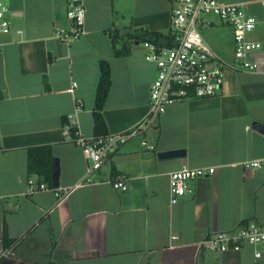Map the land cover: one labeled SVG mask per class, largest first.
Segmentation results:
<instances>
[{
  "label": "crops",
  "instance_id": "obj_1",
  "mask_svg": "<svg viewBox=\"0 0 264 264\" xmlns=\"http://www.w3.org/2000/svg\"><path fill=\"white\" fill-rule=\"evenodd\" d=\"M4 1L10 13L9 31L0 32V264H264L254 257L259 245L224 252L202 246L239 223L264 227V169L243 166L264 158V135L251 128L264 122V0H219L242 3L256 17L251 37L261 42L259 70L237 69L233 54L228 63L208 43L227 64L220 92L177 101L153 118L155 65L138 42L128 55L114 56L105 31L165 32L170 0H83L84 32L68 41L57 34L70 25L67 0ZM215 25L226 29L233 48L230 28ZM100 60L111 77L102 110L106 133L147 122L86 179L89 159L65 138L63 118L70 116L84 138L94 136ZM41 144L57 160L58 186L27 194L28 180L38 181L27 172L26 147ZM173 149L185 154L157 157ZM207 166L215 172L189 180V191L170 204L169 174ZM118 179L126 190L113 188ZM3 219L13 241L7 249Z\"/></svg>",
  "mask_w": 264,
  "mask_h": 264
},
{
  "label": "built area",
  "instance_id": "obj_2",
  "mask_svg": "<svg viewBox=\"0 0 264 264\" xmlns=\"http://www.w3.org/2000/svg\"><path fill=\"white\" fill-rule=\"evenodd\" d=\"M169 30L173 43L170 46L157 47L151 42H142L146 49L144 59L156 67L155 76L149 88L148 116L153 118L164 113L167 107L177 101L191 98H204L217 94L223 83V70L227 66L205 40L202 29L214 25L212 16L218 23L227 25L233 41V64L237 69L256 72L260 63L255 53L260 50L261 42L251 37L257 19L250 14L242 3H223L219 0H170ZM8 5L0 0V32L9 31L7 15ZM66 17L70 22L66 30H57L62 40L78 39L83 34L85 7L83 0L66 1ZM20 32V31H18ZM70 117V116H69ZM68 117V119H69ZM71 118V117H70ZM141 122L134 128L107 133L91 139L79 135L76 128L74 137L70 133L69 122L63 123V132L68 141H73L89 159L86 179L99 170L102 164L113 156L131 137L137 135L144 126ZM142 144L149 149L153 146ZM247 168H263L264 158L243 162ZM215 172L214 166L189 168L183 167L169 174V203L180 202L189 191L188 181ZM113 188L126 190L124 179L111 182ZM50 189L45 183L28 180L26 192L32 194L38 190ZM176 238V236H172ZM246 244L259 245L254 249V257H264V227L255 222L239 223L229 231L216 232L202 242L210 251L224 252L239 250Z\"/></svg>",
  "mask_w": 264,
  "mask_h": 264
},
{
  "label": "trees",
  "instance_id": "obj_3",
  "mask_svg": "<svg viewBox=\"0 0 264 264\" xmlns=\"http://www.w3.org/2000/svg\"><path fill=\"white\" fill-rule=\"evenodd\" d=\"M111 44V49L114 56H126L130 52V48L134 42L142 43L145 41L151 42L157 47L170 46L173 43L171 31H157L148 30L147 28H125L119 30L117 28L107 29ZM99 76L95 89L94 106H93V132L94 136H102L106 133V124L102 116V110L111 87V77L109 63L106 60H100L98 63ZM63 123H68V119L63 118ZM76 131L75 126L70 127V133L74 137ZM27 157V172L37 178L38 183H46L52 189L56 187L51 186L52 167L56 158L51 152L49 144L32 145L26 147ZM2 246L7 249L12 240L7 234V225L3 219L2 226Z\"/></svg>",
  "mask_w": 264,
  "mask_h": 264
},
{
  "label": "rangeland",
  "instance_id": "obj_4",
  "mask_svg": "<svg viewBox=\"0 0 264 264\" xmlns=\"http://www.w3.org/2000/svg\"><path fill=\"white\" fill-rule=\"evenodd\" d=\"M212 18L215 21L214 26H208L207 28L202 29V34L209 44L217 46L221 58L228 57L222 59L229 63V61H231L229 58L233 54L230 37L226 33V29H218L216 27L215 24H218V18L216 16H212ZM224 37H226L225 41H223ZM217 41H219V43L215 44Z\"/></svg>",
  "mask_w": 264,
  "mask_h": 264
},
{
  "label": "water",
  "instance_id": "obj_5",
  "mask_svg": "<svg viewBox=\"0 0 264 264\" xmlns=\"http://www.w3.org/2000/svg\"><path fill=\"white\" fill-rule=\"evenodd\" d=\"M135 43L137 44V42H135ZM219 92H220V90H218L217 93H219ZM251 128L264 135V122L253 121V122H251ZM184 154H185L184 149H173V150L160 151L157 153V157L161 160H165V159H173V158L183 157ZM57 175H58V165H57V161H55L53 163V167H52V178H51V186L52 187L58 186Z\"/></svg>",
  "mask_w": 264,
  "mask_h": 264
}]
</instances>
